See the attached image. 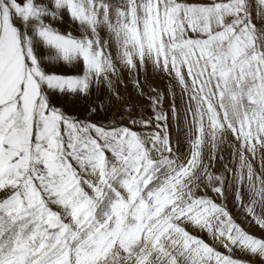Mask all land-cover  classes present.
<instances>
[{
  "label": "snow or ice",
  "instance_id": "obj_1",
  "mask_svg": "<svg viewBox=\"0 0 264 264\" xmlns=\"http://www.w3.org/2000/svg\"><path fill=\"white\" fill-rule=\"evenodd\" d=\"M0 264H264V0H0Z\"/></svg>",
  "mask_w": 264,
  "mask_h": 264
},
{
  "label": "bare ground",
  "instance_id": "obj_2",
  "mask_svg": "<svg viewBox=\"0 0 264 264\" xmlns=\"http://www.w3.org/2000/svg\"><path fill=\"white\" fill-rule=\"evenodd\" d=\"M68 26H69V25H68ZM68 26H67V27H68ZM71 103H72V102H71V101H69V104H70V105H71ZM77 107H79V105H77Z\"/></svg>",
  "mask_w": 264,
  "mask_h": 264
},
{
  "label": "rangeland",
  "instance_id": "obj_3",
  "mask_svg": "<svg viewBox=\"0 0 264 264\" xmlns=\"http://www.w3.org/2000/svg\"><path fill=\"white\" fill-rule=\"evenodd\" d=\"M68 25H66V27H67ZM68 27H71V25H69Z\"/></svg>",
  "mask_w": 264,
  "mask_h": 264
}]
</instances>
